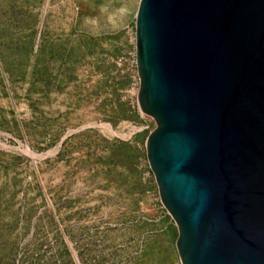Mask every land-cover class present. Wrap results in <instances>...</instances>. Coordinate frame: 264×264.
Instances as JSON below:
<instances>
[{"label":"rangeland","instance_id":"rangeland-1","mask_svg":"<svg viewBox=\"0 0 264 264\" xmlns=\"http://www.w3.org/2000/svg\"><path fill=\"white\" fill-rule=\"evenodd\" d=\"M139 3L0 0V264H183L147 156Z\"/></svg>","mask_w":264,"mask_h":264},{"label":"water","instance_id":"water-1","mask_svg":"<svg viewBox=\"0 0 264 264\" xmlns=\"http://www.w3.org/2000/svg\"><path fill=\"white\" fill-rule=\"evenodd\" d=\"M138 101L183 264H264V0H140Z\"/></svg>","mask_w":264,"mask_h":264},{"label":"trees","instance_id":"trees-1","mask_svg":"<svg viewBox=\"0 0 264 264\" xmlns=\"http://www.w3.org/2000/svg\"><path fill=\"white\" fill-rule=\"evenodd\" d=\"M146 132H147V130H146Z\"/></svg>","mask_w":264,"mask_h":264}]
</instances>
